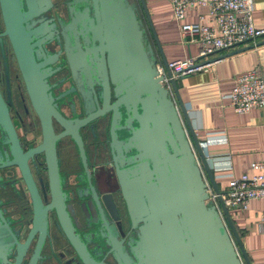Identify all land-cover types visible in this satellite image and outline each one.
I'll list each match as a JSON object with an SVG mask.
<instances>
[{"label":"water","instance_id":"1","mask_svg":"<svg viewBox=\"0 0 264 264\" xmlns=\"http://www.w3.org/2000/svg\"><path fill=\"white\" fill-rule=\"evenodd\" d=\"M65 4L69 18L58 20L57 28L52 18L34 25V17L47 11L51 0H0L2 34L11 43L42 131L41 141L23 151L0 91V132L10 154L0 165L18 167L32 205L23 241L0 210V264H50L51 260L62 264L52 249L55 239L50 237L48 210L54 213L56 233L72 249L65 264H105L101 258L105 252L117 264H251L177 89L174 74L181 73L171 72L145 1L65 0ZM58 31L86 113L74 124L55 108L44 78L49 68L35 59L34 46ZM262 43L264 38L190 68ZM158 66L164 74H158ZM106 113L111 160L133 231L121 239L106 224L112 211L109 193L94 188L75 194L64 190L56 156L57 140L70 135L88 171L78 126ZM51 116L64 126L62 132H54ZM36 152H43L46 162L49 199L45 196V202L27 165V158ZM209 188L220 210L209 198ZM74 198L81 200L78 206L87 217L85 225L94 229L75 230ZM45 242L49 253L44 252Z\"/></svg>","mask_w":264,"mask_h":264},{"label":"flooded vegetation","instance_id":"2","mask_svg":"<svg viewBox=\"0 0 264 264\" xmlns=\"http://www.w3.org/2000/svg\"><path fill=\"white\" fill-rule=\"evenodd\" d=\"M50 18H52L50 22H54L57 28L58 20L61 19L63 22L68 20L65 0H51L49 9L34 17V25ZM3 29L4 25L0 13V91L8 104L9 115L22 150L26 151L30 146H35L41 141V123L31 104L11 43L7 35L2 34ZM35 49L38 50V54H35L36 61H44L42 68H49L44 78L47 82L46 90L53 98L55 108L66 119L72 120L73 124L76 119L86 117L81 95L72 78L64 39L60 31L58 34L52 35L50 39L47 38L40 42L38 47L37 45L34 46ZM94 91L97 95L96 86H94ZM112 100L113 97L111 96L110 101ZM51 122L56 134L64 130V126L55 117L51 116ZM78 131L84 146L88 171L84 170L74 140L70 135H61L56 142V156L60 176L63 180L62 188L69 191L70 194H75L77 190L84 191V188L89 192H91V188H94L97 193L102 191L109 193L112 211L110 210L109 215L105 218L106 224L110 228L111 226L114 227L120 233L118 238H126L133 231L128 225L120 187L111 160L108 144L109 114L88 119L78 126ZM2 139L0 132V164L6 160V153L10 157L8 145ZM27 165L41 199L44 201L45 196L49 199V180L43 152H36L29 156ZM86 179L89 181V185H87ZM80 201L77 198L72 200L77 212L73 221L75 230L90 231L94 227L89 228L85 225L87 217L78 206ZM0 210L3 216L10 221V224L19 230L18 239L23 241L29 228L32 205L26 184L16 165H0ZM47 218L50 237L55 239V242L52 243V249L62 264H65V261L73 255L72 249L65 239L56 233L54 213L51 210L47 211ZM46 242L44 252L49 253L50 248ZM13 253L14 250L10 256L11 261L13 260ZM101 258L105 264H117L110 253L105 252ZM50 264L57 263L55 260H51Z\"/></svg>","mask_w":264,"mask_h":264},{"label":"crops","instance_id":"3","mask_svg":"<svg viewBox=\"0 0 264 264\" xmlns=\"http://www.w3.org/2000/svg\"><path fill=\"white\" fill-rule=\"evenodd\" d=\"M144 1L166 59H198L200 43L180 33L169 0ZM252 1L254 24L264 27V0ZM184 20L207 23L206 7L198 5L188 10ZM263 38L264 35L257 40ZM251 42L216 51L209 57ZM254 67L264 76V43L175 77L192 127L211 162L221 191L225 190L232 176L256 172L250 163L264 158V110L254 107L236 112L227 96L235 76ZM218 160L221 163H216ZM229 212L250 263L264 264V197L251 199L245 209L230 208Z\"/></svg>","mask_w":264,"mask_h":264},{"label":"built area","instance_id":"4","mask_svg":"<svg viewBox=\"0 0 264 264\" xmlns=\"http://www.w3.org/2000/svg\"><path fill=\"white\" fill-rule=\"evenodd\" d=\"M174 19L180 33L190 40L200 43L198 59L179 58L168 61L171 72L187 73L208 64L190 68L194 63L209 57L212 53L233 47L245 41H255L264 35V27H257L252 18V0H169ZM205 6L208 22L184 20L188 10L196 6ZM158 74H164L162 66L157 67ZM178 74H174L176 77ZM164 84L170 88L168 78ZM229 103L236 112L251 108L264 110V76L257 68L247 69L235 76L234 83L227 93ZM221 163L220 160L216 161ZM228 165V161L225 160ZM254 169L251 175L243 172L232 176L225 190L221 191L224 204L228 209H245L253 198L264 197V158L250 163ZM209 198L220 210L216 194L209 188Z\"/></svg>","mask_w":264,"mask_h":264},{"label":"rangeland","instance_id":"5","mask_svg":"<svg viewBox=\"0 0 264 264\" xmlns=\"http://www.w3.org/2000/svg\"><path fill=\"white\" fill-rule=\"evenodd\" d=\"M206 58H208V57H206ZM203 59V58H202Z\"/></svg>","mask_w":264,"mask_h":264}]
</instances>
